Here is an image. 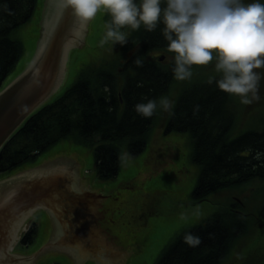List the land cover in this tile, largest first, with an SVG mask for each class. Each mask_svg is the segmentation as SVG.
Returning <instances> with one entry per match:
<instances>
[{
  "label": "trees",
  "instance_id": "trees-1",
  "mask_svg": "<svg viewBox=\"0 0 264 264\" xmlns=\"http://www.w3.org/2000/svg\"><path fill=\"white\" fill-rule=\"evenodd\" d=\"M43 6L44 0H0V89L9 83L5 84L24 54L18 31L33 20L39 24ZM108 17L111 20L109 13ZM41 27L36 33L38 43ZM162 27L157 28L154 37L153 31L148 32L143 26L132 29L130 39L115 58L99 67L84 68L74 84L29 116L0 151V177L36 166L41 163L40 156L59 143L74 141L95 145L100 179L116 178L122 167V147L126 145L133 155L143 152L157 120L158 108L152 117L144 118L134 106L166 97L174 88L178 95L167 118L168 131L189 133L192 138L193 160L200 166L194 199L207 201L230 189L243 194L253 181L264 182V135L258 130L236 135L241 126L233 109L238 104L237 97L220 91L215 83L209 85L207 81L213 75L203 80L204 71L192 70L190 79L177 81L172 72L174 63L165 66L154 62L155 52H168L161 44L167 42ZM154 41L161 43L155 45ZM131 49L135 51L129 57ZM137 58L143 61L141 67L135 64ZM152 64L157 65L160 76ZM205 72L209 73L208 68ZM215 76L219 78L218 74ZM233 203L241 214L231 216L222 208L206 223L180 234L155 264H222L237 247L255 255V264L261 263L262 244L254 248L250 237L261 230L250 231L249 225L264 213V201L256 204L251 196H242ZM189 235L199 242H186Z\"/></svg>",
  "mask_w": 264,
  "mask_h": 264
},
{
  "label": "rangeland",
  "instance_id": "rangeland-1",
  "mask_svg": "<svg viewBox=\"0 0 264 264\" xmlns=\"http://www.w3.org/2000/svg\"><path fill=\"white\" fill-rule=\"evenodd\" d=\"M52 7L53 0H44L40 23L33 20L18 31L17 37L24 44V54L5 84L20 75L34 59L38 50V27L42 26L43 36L44 28L52 17ZM110 21L108 11L101 8L94 17L93 27L81 32L71 46L67 81L61 84L50 100L74 84L87 66L99 67L118 55L124 44H114L112 41L100 43ZM133 30L122 29L126 40L130 39ZM134 51L131 49L127 56L131 57ZM155 55H165L162 63L165 66L174 63L173 53L155 52ZM214 64L213 60L208 65H194L192 70L204 71V80L207 76L217 74ZM207 68L209 73L205 72ZM259 70L256 71L264 73V68ZM170 93L166 97L172 101V107L168 111L158 107L157 120L145 150L133 155L126 145L122 147V167L116 178L102 180L98 177L95 145L63 141L40 156L41 163L38 165L4 173L0 182L11 179L17 173L20 176L28 173L85 172L107 219L113 220L126 238L125 264H155L164 249L187 227L206 219L221 207L239 202L242 196H251L256 204L264 201V182L255 180L243 194L230 189L194 204L200 166L193 160L190 134L168 131L167 118L178 90L173 88ZM258 95L259 99L250 104H242L237 97L238 104L233 107L235 119L241 120L237 136L264 125V78L259 82ZM30 222L36 223L33 242H21L17 246V253L30 258V264H80L62 252L56 219L51 212H36ZM251 245H254V240Z\"/></svg>",
  "mask_w": 264,
  "mask_h": 264
},
{
  "label": "water",
  "instance_id": "water-1",
  "mask_svg": "<svg viewBox=\"0 0 264 264\" xmlns=\"http://www.w3.org/2000/svg\"><path fill=\"white\" fill-rule=\"evenodd\" d=\"M54 13L52 7L30 65L0 91V150L67 81L71 46L81 32L93 27L94 17L82 21L63 0ZM40 201L52 204L37 212H54L66 255L80 264L126 263V238L107 219L85 172H66L24 174L0 182V264H30V258L17 253L16 230Z\"/></svg>",
  "mask_w": 264,
  "mask_h": 264
},
{
  "label": "clouds",
  "instance_id": "clouds-1",
  "mask_svg": "<svg viewBox=\"0 0 264 264\" xmlns=\"http://www.w3.org/2000/svg\"><path fill=\"white\" fill-rule=\"evenodd\" d=\"M82 21L91 20L106 9L111 21L106 25L104 44H126L122 31L126 26L148 32L158 26L167 41V51L174 54L173 77L185 81L192 77V66L208 65L215 60L218 74L209 77L220 91L240 98L242 104L259 99V82L264 73V2L253 0H63ZM143 65L140 58L135 60ZM159 107L168 111L172 101L167 97L148 99L134 106L144 118L153 116ZM189 244L198 243L191 235Z\"/></svg>",
  "mask_w": 264,
  "mask_h": 264
},
{
  "label": "flooded vegetation",
  "instance_id": "flooded-vegetation-1",
  "mask_svg": "<svg viewBox=\"0 0 264 264\" xmlns=\"http://www.w3.org/2000/svg\"><path fill=\"white\" fill-rule=\"evenodd\" d=\"M60 3V0H56L53 4V7H54V12L57 13V7ZM159 27V26H158ZM157 27V28H158ZM157 30V29H156ZM153 31V37H154V33L156 32ZM155 45H157L158 43H161V42H156L154 41ZM163 46H166L167 47V42H163L161 43ZM154 62H158L160 64L163 63V61H159L157 56L155 55V60ZM152 69L156 72V74L159 75V73L157 72V65L156 64H152ZM160 76V75H159ZM258 132H261L262 135H264V125L260 128V129H257ZM252 132L254 131L253 129L251 130ZM201 201L200 200H194V204H200ZM238 203V202H237ZM241 203V202H240ZM44 204V203H43ZM41 205V206H49L51 204H48V203H45V205ZM40 205V204H38ZM39 207V206H38ZM48 208V207H47ZM222 208L224 210H226L227 213H229L231 216H234L236 214H241V210L237 207V205L235 203H230L229 205H226L224 207H221L219 210H217L216 212L212 213L210 216H208L206 219L202 220V221H198L192 225H190L189 227L186 228V230H190L192 228H195V227H198L199 225L201 224H204L206 223V220L208 218H211L217 214H220L222 211ZM38 208H36L35 210H33V212H31V215L28 217V222L24 223L26 225V228L24 229V225L22 226V228L20 229V232H19V241H18V244L19 243H27L28 244V240H30L29 237H31V235L36 231V223H31L30 222V219L31 217L38 211L37 210ZM263 211V210H261ZM105 218V217H103ZM106 219V218H105ZM27 221V220H26ZM250 224L249 225V229L250 231H253V232H257L256 228L260 229L261 232H259L258 234L259 235H262V236H259L258 234L254 233L252 234L250 237H251V240L253 241L254 240V245H252L254 248H258L261 244H262V250H264V213H261L258 215V217L256 218V221L255 222H252L250 221ZM256 230V231H255ZM34 231V232H33ZM185 231V230H184ZM180 235V234H179ZM177 238V237H176ZM175 242V240L169 244L165 249L169 248L171 245H173ZM244 248V247H243ZM242 247L240 249H237L234 253H231L228 257H226V259L223 261L222 264H255L254 261H253V256L255 255H250L246 252V249H243ZM164 249V250H165ZM218 260V259H217ZM213 264H219V261H215L213 262ZM257 264V263H256ZM259 264H264V259L261 261V263Z\"/></svg>",
  "mask_w": 264,
  "mask_h": 264
},
{
  "label": "crops",
  "instance_id": "crops-1",
  "mask_svg": "<svg viewBox=\"0 0 264 264\" xmlns=\"http://www.w3.org/2000/svg\"><path fill=\"white\" fill-rule=\"evenodd\" d=\"M52 214H53V217H54V219H55V214H54V212H51Z\"/></svg>",
  "mask_w": 264,
  "mask_h": 264
},
{
  "label": "bare ground",
  "instance_id": "bare-ground-1",
  "mask_svg": "<svg viewBox=\"0 0 264 264\" xmlns=\"http://www.w3.org/2000/svg\"><path fill=\"white\" fill-rule=\"evenodd\" d=\"M262 155H264V154H262ZM261 157V156H260ZM262 158V157H261Z\"/></svg>",
  "mask_w": 264,
  "mask_h": 264
}]
</instances>
